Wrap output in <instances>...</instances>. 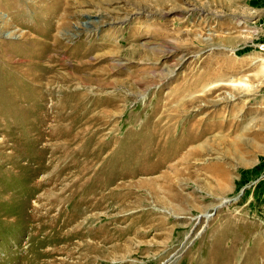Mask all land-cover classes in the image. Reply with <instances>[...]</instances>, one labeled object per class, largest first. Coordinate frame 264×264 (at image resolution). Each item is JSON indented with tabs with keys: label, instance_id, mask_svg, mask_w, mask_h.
Here are the masks:
<instances>
[{
	"label": "rangeland",
	"instance_id": "374dc122",
	"mask_svg": "<svg viewBox=\"0 0 264 264\" xmlns=\"http://www.w3.org/2000/svg\"><path fill=\"white\" fill-rule=\"evenodd\" d=\"M48 263L264 264V0H0V264Z\"/></svg>",
	"mask_w": 264,
	"mask_h": 264
},
{
	"label": "bare ground",
	"instance_id": "6f19581e",
	"mask_svg": "<svg viewBox=\"0 0 264 264\" xmlns=\"http://www.w3.org/2000/svg\"><path fill=\"white\" fill-rule=\"evenodd\" d=\"M51 210H52V209H51ZM50 212H51V211H50ZM47 214H48V213H47ZM47 214H46V215H47ZM46 215H45V216H46ZM58 216H59V215H58ZM60 217H61V216H60ZM60 217H59V218H60ZM69 220H70V219H69ZM63 222H64V221H63ZM69 224H70V222H69ZM45 227H46V226H45ZM41 228H42V227H41ZM56 236H58V235H56ZM68 236H69V235H68ZM69 237H70V236H69ZM60 238H61V235H60ZM61 239H62V238H61ZM61 251H62V250H61ZM46 253H47V252H46ZM43 254H44V253H43ZM39 259H41V258H39ZM40 262H41V261H40ZM47 262H48V261H47ZM58 262H59V261H58ZM38 263H39V262H38ZM48 264H49V263H48Z\"/></svg>",
	"mask_w": 264,
	"mask_h": 264
},
{
	"label": "water",
	"instance_id": "95a60500",
	"mask_svg": "<svg viewBox=\"0 0 264 264\" xmlns=\"http://www.w3.org/2000/svg\"><path fill=\"white\" fill-rule=\"evenodd\" d=\"M231 202V201H230ZM225 203H228V202H225Z\"/></svg>",
	"mask_w": 264,
	"mask_h": 264
}]
</instances>
